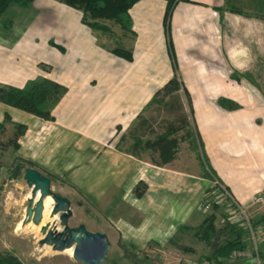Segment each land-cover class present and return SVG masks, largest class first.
<instances>
[{"label": "crops", "instance_id": "obj_1", "mask_svg": "<svg viewBox=\"0 0 264 264\" xmlns=\"http://www.w3.org/2000/svg\"><path fill=\"white\" fill-rule=\"evenodd\" d=\"M31 6L25 11L42 7L43 12L18 19L17 31L16 21L10 29L0 28V84L22 87L42 75L68 90L52 110L53 120L0 102V122L5 114L10 116L5 128L26 125L17 140L16 155L95 199L112 193L123 196L139 181L149 189L152 184L162 186L158 177L145 180V162L118 150L116 144L176 70L190 93L193 121L221 183L241 202L264 192V133L260 129L264 120L261 125L252 124L248 132L241 128L244 120L264 114V18L257 16L264 15V0H176L167 25V0H137L129 9L135 36L130 45L122 41L132 49L131 61L113 54L114 46L103 41L106 36L81 22V11L56 0H34ZM43 7L58 10L59 22L50 35L36 26L50 20ZM42 62L51 69H42ZM234 92L239 99L232 96ZM253 94L262 99L258 100L262 108L255 103L246 109L256 101ZM219 98L239 107H222ZM243 109L245 113H239ZM189 176L183 178L187 189L194 181ZM182 225L187 224L177 229L187 232L179 229ZM150 232L157 236L164 231Z\"/></svg>", "mask_w": 264, "mask_h": 264}, {"label": "rangeland", "instance_id": "obj_2", "mask_svg": "<svg viewBox=\"0 0 264 264\" xmlns=\"http://www.w3.org/2000/svg\"><path fill=\"white\" fill-rule=\"evenodd\" d=\"M56 5L63 7L58 3ZM31 7H33V3ZM44 9L46 10L44 12L45 16L50 19L47 21L51 24L48 25L49 29H46L47 22L43 20H41L42 24L34 25L39 26L40 30H45V34L50 35L54 30L52 26L56 28V24L59 22L56 19L58 10ZM11 10L17 12L14 18V21H16L15 31L19 29L18 19H24L25 16L31 19L34 16L33 12L36 14L43 12L42 7L37 10L30 8V11L27 12L25 10L28 9H19L13 6ZM60 14L62 13L60 12ZM110 25L117 37L120 36L118 27L112 23ZM107 38H103V41L113 47L115 40ZM121 40L126 45H130L131 37H123ZM42 63V69L51 67L48 63ZM208 91L210 92V89ZM212 91L219 95V92L217 94L218 89L212 88ZM236 93L234 92L232 96L239 99ZM253 96L256 99L257 95L253 94ZM258 100L262 101L259 97L256 101L247 106L245 105L246 109L252 108L253 105L256 106L255 103L262 108L263 104L258 103ZM239 113L243 114L245 110L243 109ZM262 115L263 118L244 120L245 124L242 127L240 122L238 129L241 127L245 132H248L254 124L256 126L261 125L264 120V114ZM142 117L149 120L150 126L143 127L139 134L143 137H152L153 133L151 131H159L163 125V120L168 115L163 109L152 108L151 111L145 114L142 112ZM262 127L260 129L264 133V127ZM14 129L5 128L4 133L0 134V140L6 142L10 139L13 136ZM262 139H264V134ZM129 143L125 144L126 149ZM15 155L16 151L10 145L0 149V252L12 253L22 264H83L76 261L71 254L64 250L57 251L49 244H41L40 240L43 238V234L40 223L36 225L32 221L23 222L31 188L24 179V171H21L15 179H9L8 177L9 170L14 167ZM140 158L145 162L143 163V178L150 182L153 177H158L162 182V186L152 184L150 189L147 185L145 193L140 199L135 196L133 191L129 190L125 191L123 196L121 194L113 196L112 193L107 197L95 199V196L85 195L78 188L74 187V189L63 178L56 176L58 179L50 182V188L54 193L64 196L70 201L69 227L83 224L90 232H100L106 235L109 248L102 264H139L136 260L141 259L140 254L148 258L145 264H203L206 261L205 256L208 254L207 247L196 240L192 230L180 232L177 226L179 224L196 226L205 215L213 210V204L217 205L216 224L218 226H222L228 221L232 222L235 217L232 214V206L229 204L228 199L224 197V189L235 199H239L235 197L225 183L216 185L214 181L202 177L199 164L188 150L186 142L179 144L177 158L169 167H154L149 152H143ZM262 170L264 171V168ZM188 175L194 181L187 189L183 178ZM234 177L237 178V176ZM159 187L162 189L160 190ZM111 196L114 199L110 201ZM252 197L243 202L239 201L247 208V212L251 216L252 222H254L263 219L264 207L254 205ZM206 204H209L208 209H205ZM53 217L50 215V227H56L60 230L58 216L56 215L54 219ZM19 224H21L20 228L18 227ZM255 228L257 231L256 237L259 239V249L264 254V220H261ZM151 229H162L164 232L153 236L150 232ZM244 240L247 244L246 255L235 254V256L226 259L223 264H256L254 257V261L250 260L249 263L242 260L251 257L254 253L253 245L246 239V235H244ZM129 244L133 245V250L127 247ZM177 244L185 245L191 251H182L177 247ZM260 260H264V258H260ZM261 264H264V261H261Z\"/></svg>", "mask_w": 264, "mask_h": 264}, {"label": "trees", "instance_id": "obj_3", "mask_svg": "<svg viewBox=\"0 0 264 264\" xmlns=\"http://www.w3.org/2000/svg\"><path fill=\"white\" fill-rule=\"evenodd\" d=\"M34 0H0V25L4 29H10L13 26L14 18L17 12L11 10L15 6L19 9L29 8ZM68 7L81 11V22L91 28L93 31H98L100 34L115 40V45L110 51L118 57L125 60H132V49L125 47L121 38L134 37L132 30V21L129 14L130 7L137 0H56ZM176 0H167V6L164 14V21L167 25L171 15L173 4ZM234 12L241 10L230 7ZM256 15V14H255ZM264 18L263 14H257ZM116 25L120 30V36L112 30L110 23ZM54 45L53 41H50ZM61 50L64 48L58 45ZM68 88L48 77L38 75L35 78L29 79L22 87L0 84V102L28 112L34 116L45 120H53L52 110L65 95ZM218 104L227 109L238 108L239 105L235 102L219 98ZM152 108L163 109L168 117L163 120V125L159 131L152 130V137H143L140 131L143 127L150 126L147 118L138 115L131 121L126 132L121 135L116 148L122 152H126L137 158L141 157L143 152H149L150 160L157 166H163L171 163L177 158L179 144L187 143L188 150L193 153L198 161L202 175L210 181H217L222 184L217 177L214 169L211 167L208 157L205 154L203 142L193 121V107L191 96L183 81L177 74L176 70L173 76L152 95L151 99L143 106L142 112L147 113ZM10 122V116L5 114L4 119L0 122V134L5 131V123ZM13 136L6 142L0 140V149L6 146H12L15 150L18 148L17 140L25 130L26 125L14 123ZM119 128V127H118ZM131 141L130 143L128 141ZM129 143L128 148H123V145ZM31 167L37 169L41 174L49 177L50 182L58 178L48 173L32 161L24 159L18 155L14 157V167L9 170V179L18 177L21 171ZM147 185L138 182L133 190L137 198H141L146 190ZM217 205L213 204V210L203 217L201 222L196 226L182 225L179 229L183 231H193V236L198 242L203 244L208 249V254L205 256L206 261L210 264H223L226 259L232 257L234 253L245 252L247 244L244 240V229L233 222H226L222 226L216 224ZM264 220V216H262ZM261 220H255L253 226H258ZM182 251H191L185 245H177ZM133 250V246L127 245ZM257 249L259 259L264 258L261 250ZM129 251V250H127ZM261 252V253H260ZM138 253V252H137ZM141 259L136 260L139 264H145L148 259L145 255L140 254ZM137 257V258H139ZM143 257V258H142ZM253 256L243 258L246 263L253 260ZM262 262L264 260H261ZM0 264H22V262L12 253L0 252ZM242 264V263H239Z\"/></svg>", "mask_w": 264, "mask_h": 264}, {"label": "water", "instance_id": "obj_4", "mask_svg": "<svg viewBox=\"0 0 264 264\" xmlns=\"http://www.w3.org/2000/svg\"><path fill=\"white\" fill-rule=\"evenodd\" d=\"M23 176L31 188L23 222L32 221L36 225L41 222L44 200L47 197L52 200L50 215H57L59 219L60 230L56 227H50L49 222L41 225L43 238L40 243L49 244L57 251L72 248V257L83 264H102L109 248L106 235L100 232H90L83 224L69 227L70 201L52 191L49 177L31 167L25 169Z\"/></svg>", "mask_w": 264, "mask_h": 264}, {"label": "built area", "instance_id": "obj_5", "mask_svg": "<svg viewBox=\"0 0 264 264\" xmlns=\"http://www.w3.org/2000/svg\"><path fill=\"white\" fill-rule=\"evenodd\" d=\"M216 185H221L217 181H214ZM225 195L224 197L228 199L229 204L232 206V214L235 217V220L232 221L236 224H238L240 227L244 229L246 239L249 240L252 245H253V254L255 257V263L256 264H261V260L258 257L257 254V249H258V240L256 235L257 231L256 228L253 226V222L251 219V216L247 212V208L243 206V204L235 199L230 193L227 192V190L224 189ZM252 202L254 205L258 207H264V192H258L252 197ZM209 208V204L205 205V209ZM231 222V221H230ZM235 254L241 255L242 253H234ZM243 254H246L245 252ZM232 255V256H233ZM203 264H210V262L205 261Z\"/></svg>", "mask_w": 264, "mask_h": 264}, {"label": "bare ground", "instance_id": "obj_6", "mask_svg": "<svg viewBox=\"0 0 264 264\" xmlns=\"http://www.w3.org/2000/svg\"><path fill=\"white\" fill-rule=\"evenodd\" d=\"M51 206H52V200L50 197H47L45 198L44 200V210H43V216H42V219H41V222H40V225H43L44 223H47L50 221V209H51ZM56 218V216L53 217V219ZM20 225L19 224V228H20ZM64 251L68 252L69 254L72 255V248H69V249H65Z\"/></svg>", "mask_w": 264, "mask_h": 264}]
</instances>
